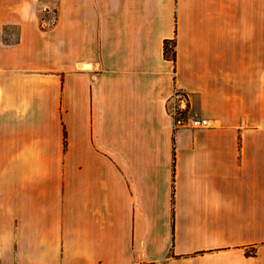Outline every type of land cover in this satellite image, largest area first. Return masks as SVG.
Returning <instances> with one entry per match:
<instances>
[{
    "label": "crops",
    "instance_id": "0c3cea01",
    "mask_svg": "<svg viewBox=\"0 0 264 264\" xmlns=\"http://www.w3.org/2000/svg\"><path fill=\"white\" fill-rule=\"evenodd\" d=\"M0 264H264V0H0Z\"/></svg>",
    "mask_w": 264,
    "mask_h": 264
},
{
    "label": "built area",
    "instance_id": "2783aa9c",
    "mask_svg": "<svg viewBox=\"0 0 264 264\" xmlns=\"http://www.w3.org/2000/svg\"><path fill=\"white\" fill-rule=\"evenodd\" d=\"M170 46H173V42L171 41ZM171 108H173V111ZM168 111L170 116L173 118L175 129L179 126H185L187 124H189L192 128H204L211 125L208 118L198 116V114L190 110L189 96L181 89H177L174 92L173 97L169 100Z\"/></svg>",
    "mask_w": 264,
    "mask_h": 264
},
{
    "label": "rangeland",
    "instance_id": "374dc122",
    "mask_svg": "<svg viewBox=\"0 0 264 264\" xmlns=\"http://www.w3.org/2000/svg\"><path fill=\"white\" fill-rule=\"evenodd\" d=\"M54 10L55 9H53V11ZM40 16H41V20H42L41 22H43V23L44 22H46V23H53L55 21V18H56V13H54L52 11L50 13H47V12L45 13L44 11H41ZM174 49H175V45H174ZM171 109L173 111V108H171Z\"/></svg>",
    "mask_w": 264,
    "mask_h": 264
},
{
    "label": "trees",
    "instance_id": "16d2710c",
    "mask_svg": "<svg viewBox=\"0 0 264 264\" xmlns=\"http://www.w3.org/2000/svg\"><path fill=\"white\" fill-rule=\"evenodd\" d=\"M175 42H173V46H170V42L165 43V56L171 58L175 61L176 52L174 49Z\"/></svg>",
    "mask_w": 264,
    "mask_h": 264
}]
</instances>
